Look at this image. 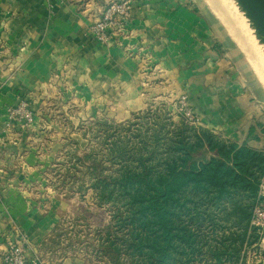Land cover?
<instances>
[{"label": "rangeland", "instance_id": "1", "mask_svg": "<svg viewBox=\"0 0 264 264\" xmlns=\"http://www.w3.org/2000/svg\"><path fill=\"white\" fill-rule=\"evenodd\" d=\"M85 1L86 9H83L81 6ZM138 1L95 0L92 5L91 0H82L78 12H85L90 18L85 26L86 33L100 45L109 47L115 37L131 35L127 29L133 21L143 19L138 15L146 3L165 2L143 0L138 4ZM172 3L174 10L179 9L178 13L184 10L182 13L189 17L191 26L197 25L196 30L191 27L189 33V67L184 66L187 69L182 74V67L175 66L172 84L165 83L168 80L165 79L166 72L150 52H145L150 45L143 44L138 49L141 53L138 54L141 60L138 65L143 77L142 90L138 87L139 98H134L135 87L128 84L110 98L109 90L103 94L96 90L97 85L86 84L80 69L67 67L52 69L49 78L36 85L33 92L14 93L12 98L0 104V188L6 190L2 204H14L11 209L5 206V211H0V264H5L9 245L22 239L29 241L25 252L27 259L35 264H57L65 256L76 257L83 264H127L124 256L119 261L112 252L106 258L102 255L103 239L108 230L115 232L114 216L118 208L97 203L91 186L95 177L118 175L126 161L136 158L139 142L146 139L151 145L155 134L165 138L182 124L205 127L199 112H204L202 105L192 96L197 94L198 85L191 81L190 90L181 85V80L188 76L187 70L193 80L198 73L213 72L212 63L229 65L249 79L257 94L261 90L259 93L264 96V65L257 58L261 56L228 1L172 0ZM114 5L118 8L114 9ZM106 15L113 17L115 26L111 28L110 42L103 44L97 40L93 29ZM124 18L127 19L122 25ZM203 18L212 28L210 39H206L208 29ZM233 25L239 34L232 30ZM134 26L133 30L144 33L141 25L139 28ZM120 28L122 30L118 31ZM194 32H200V35L194 36ZM251 43L253 53L247 50ZM5 44V37L0 35L1 89L11 86L8 80L22 70L21 51L12 53L8 49L6 52ZM129 46L125 48L127 54L135 57L138 46ZM8 57L11 61L6 62ZM122 146L134 153L123 157L117 153ZM57 199L67 205L66 209L60 210L64 214L58 225ZM20 202L29 206L30 213L38 210V215H53L49 235L36 247L31 246L29 236L19 226L17 219L22 208L16 205ZM254 257L255 248L248 247L242 264H256Z\"/></svg>", "mask_w": 264, "mask_h": 264}, {"label": "trees", "instance_id": "2", "mask_svg": "<svg viewBox=\"0 0 264 264\" xmlns=\"http://www.w3.org/2000/svg\"><path fill=\"white\" fill-rule=\"evenodd\" d=\"M154 137L151 145L139 142L118 175L97 176L91 185L100 206L118 208L104 258L112 252L127 264L245 261V245L260 239L251 219L264 151L184 124ZM117 153L134 152L122 146Z\"/></svg>", "mask_w": 264, "mask_h": 264}, {"label": "crops", "instance_id": "3", "mask_svg": "<svg viewBox=\"0 0 264 264\" xmlns=\"http://www.w3.org/2000/svg\"><path fill=\"white\" fill-rule=\"evenodd\" d=\"M81 1L0 0V35L6 39V52H9L8 49L12 50V53L21 51L19 59L22 67L15 78L8 80L7 83H12L11 86L0 88V104L12 98L14 93L33 92L36 85L49 78L52 69L60 70L67 67L80 69L86 84L97 85L96 90L103 91V94L109 90L110 98L114 96L113 93L118 95V90L127 88V84L129 87H135L134 98H139L138 87L140 86L141 91L143 77L141 67L139 70L138 65L141 63L138 58V54L141 53L138 49L143 44L150 45V49L147 48L145 52H150L159 63V67L166 72L165 79L168 80L165 83L173 81L172 72L175 66L182 67V74L184 69H187L184 66L189 67L191 56L189 33L190 28L196 30L197 25L191 26L189 17L182 13L183 9L179 13L177 11L179 9L174 10L175 4L172 0L146 3L138 15L143 19L133 21L127 29L128 32L131 31V35L115 37L109 47L100 45L92 35L86 33L85 26L90 18L88 19L85 12H78ZM143 2L139 0L138 4ZM91 4H95V0H91ZM85 6L86 1L81 7L86 9ZM202 21L208 29L206 39H210L212 28L205 18ZM134 25H137L136 28L141 25L144 33L141 30H133ZM232 30L239 34L234 25ZM193 34L198 36L200 32ZM239 40L243 42L242 39ZM132 44L138 46L134 51L135 57H130L125 50ZM253 47L251 43L250 49L247 50L251 51ZM200 58L203 57L200 55ZM257 58L264 65L262 58ZM9 61L10 57L6 62ZM211 67L214 69L213 72L205 75L198 73V77H194L193 80L190 79V72L187 70L185 73L188 75L187 78L181 80L182 87L188 90L191 81L198 85L197 94L191 95L197 98L204 110L203 113L202 110L199 111L204 128L240 146L248 145L264 151V96L260 95L261 90L257 94L250 86L249 79L242 77L236 68L214 63ZM5 77L8 79V74ZM167 90L166 88L165 92ZM5 194L6 190L1 187V212H4L6 207L11 209L14 206L13 203L11 206L2 204ZM17 206L22 208L17 219L19 226L29 236L31 246L36 247L49 235L51 231L49 224L53 215L44 217L37 214L38 210L30 213L29 206L25 203L20 202ZM66 206L63 201L57 199V225L64 214L60 210L66 209ZM33 250L36 251L35 248ZM57 264L83 263L76 257L65 256L58 260ZM256 264H264V257L257 259Z\"/></svg>", "mask_w": 264, "mask_h": 264}, {"label": "built area", "instance_id": "4", "mask_svg": "<svg viewBox=\"0 0 264 264\" xmlns=\"http://www.w3.org/2000/svg\"><path fill=\"white\" fill-rule=\"evenodd\" d=\"M113 8L117 9L118 7L114 5ZM126 19L127 18L123 19L122 25L124 24ZM113 26H115L113 17L110 15H106V17L101 20V23L98 25V27L93 29L97 40L103 44L109 43L111 40V31H113L111 28ZM121 30L122 28H120L118 31ZM251 227L256 229V231L259 233L260 239L256 244L250 247L246 244L244 248V255L245 257H247L248 247L255 248L254 258L257 260L261 257H264V177L260 181L258 199L251 219ZM28 245L29 241L24 239L16 243H11L9 245L8 253L5 258V264H35L27 259L25 247ZM249 254L250 253H248V255ZM242 263L243 262L241 260L240 264Z\"/></svg>", "mask_w": 264, "mask_h": 264}, {"label": "water", "instance_id": "5", "mask_svg": "<svg viewBox=\"0 0 264 264\" xmlns=\"http://www.w3.org/2000/svg\"><path fill=\"white\" fill-rule=\"evenodd\" d=\"M239 9L255 30V36L264 45V0H235Z\"/></svg>", "mask_w": 264, "mask_h": 264}, {"label": "bare ground", "instance_id": "6", "mask_svg": "<svg viewBox=\"0 0 264 264\" xmlns=\"http://www.w3.org/2000/svg\"><path fill=\"white\" fill-rule=\"evenodd\" d=\"M229 5L231 6L232 10L234 11L236 17H238V21L240 22L241 26L246 28L247 35L251 38L252 43L256 46L257 53L259 52L262 60L264 61V45L259 42L257 37L255 36V30L251 27L249 20L245 17V14L239 9L235 0H227ZM243 28V30H244ZM245 32V30H244ZM246 33V32H245ZM248 37V38H249ZM258 73V72H257Z\"/></svg>", "mask_w": 264, "mask_h": 264}]
</instances>
